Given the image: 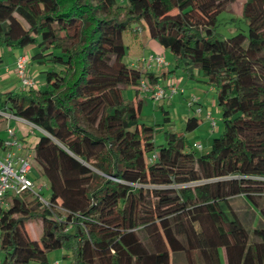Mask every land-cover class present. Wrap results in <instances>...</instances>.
Here are the masks:
<instances>
[{
  "label": "trees",
  "instance_id": "trees-1",
  "mask_svg": "<svg viewBox=\"0 0 264 264\" xmlns=\"http://www.w3.org/2000/svg\"><path fill=\"white\" fill-rule=\"evenodd\" d=\"M232 1L0 0V45L33 43L30 59L47 65L41 89L0 91V109L40 129L28 148L50 205L5 195L0 264H47L60 247L70 264H222L220 249L223 264H264V0H243L245 28L222 37L217 14ZM148 38L173 58L160 75L196 70L214 89L222 130L203 154L185 150L183 133L154 145L153 125L139 121V80L159 76L123 58ZM197 124L186 117L184 132ZM233 199L257 209L251 229Z\"/></svg>",
  "mask_w": 264,
  "mask_h": 264
},
{
  "label": "rangeland",
  "instance_id": "rangeland-1",
  "mask_svg": "<svg viewBox=\"0 0 264 264\" xmlns=\"http://www.w3.org/2000/svg\"><path fill=\"white\" fill-rule=\"evenodd\" d=\"M117 4L123 5L125 0H115ZM243 0H233L229 4L230 10H223L217 14L216 32L219 36L226 37L231 35L234 30L244 29L245 23L241 18L240 10ZM134 27V26H133ZM124 43H127L126 36L123 37ZM35 46L33 43H27L15 47H6L0 45V91H12L18 92L20 89L19 82L13 72V61L17 55H25L28 59L26 66V72L34 80V90L41 89L44 85V73L43 70L47 68V65L37 63L30 59V55L34 52ZM147 54L158 55L162 57L164 63H166V69L170 70L174 67V62L171 53L161 47L156 40L148 38L145 48L138 54H128L124 56V61L130 65L139 68L142 71H150L155 75H158L157 84L163 89L167 90V94L164 98L159 100H151L149 93L138 92V97L141 98V106L139 110V121L153 125L152 141L154 145H158L164 142V132L172 131L176 133H183L184 137L189 144L185 150H192L196 155L203 154L208 151L210 140L220 134L222 130V122L220 119V109L216 104L214 89L205 82V78L200 72L192 70L191 76L187 75L185 71L180 68L174 70V72H168L164 75H160L162 66H150L146 67L140 62H137V58L146 56ZM151 68V69H150ZM169 86L175 88V92H169ZM182 90L180 93L179 90ZM123 98L133 99L134 90L132 87H126L121 91ZM194 98L195 103L191 105L188 101ZM200 109L196 111V108ZM160 108L167 111L169 118L168 122L162 121V114ZM209 113L210 118L213 119L214 125L210 126V120L206 118V114ZM194 116L198 124L195 128L189 132H184V121L186 117ZM3 121H0V136H4L2 127ZM26 131V129L24 128ZM38 134V130L34 129L32 134H29L31 139H35V135ZM197 145L200 147L198 148ZM31 147V146H30ZM29 147L28 152L32 155V149ZM28 177L34 182L36 186L40 185L41 196L45 198L48 195V182L44 175L40 173V169L37 164L31 160V170L28 173ZM242 204L240 200L233 199L230 204L234 210H247L250 214L249 220L245 221L247 228H252L256 225L260 219L259 213L255 206L246 202ZM241 204L243 206H241ZM240 205V206H239ZM25 229V228H24ZM41 226L40 219H33L30 223L26 224V233L31 239H37L40 234ZM201 239V238H200ZM220 255V262L223 264L222 249L218 250ZM72 260V252L65 248H53L46 253L47 264H52L57 261L58 264H70ZM30 264H37L31 262ZM174 264H182L180 257L174 261Z\"/></svg>",
  "mask_w": 264,
  "mask_h": 264
},
{
  "label": "built area",
  "instance_id": "built-area-1",
  "mask_svg": "<svg viewBox=\"0 0 264 264\" xmlns=\"http://www.w3.org/2000/svg\"><path fill=\"white\" fill-rule=\"evenodd\" d=\"M137 62H140L146 67L150 66H166L162 57L153 54H147L146 56H141L137 58ZM28 59L25 55H17L13 61V72L19 82L22 89H31L34 86L33 78L27 74L26 66ZM139 92L149 93V98L151 100H159L165 97L167 90L160 87L157 83L150 84L147 78H141L138 83ZM180 93L182 90H179ZM169 92H175L173 86H169ZM196 100L191 98L188 104L191 105L195 103ZM200 108L197 107L196 111ZM206 118L210 120V126L215 123L212 118H210L209 113L206 114ZM13 120L17 125H22L24 130V135L32 134L34 129L40 131L38 127L34 124L28 122L27 120L17 117L9 113L7 110L0 109V121L4 122L2 130L4 131V136L1 140L0 149V207L6 205L5 195H18L22 192H30L38 201L45 207H50L46 198H43L40 194L42 186H36L34 182L28 177V173L31 170V160L32 155L26 149V146L22 139H19L15 135V129L9 124V121ZM199 148L200 146L197 145ZM154 154L151 155V158ZM60 209L58 206H55ZM62 210V209H61ZM52 264H58L54 261Z\"/></svg>",
  "mask_w": 264,
  "mask_h": 264
},
{
  "label": "crops",
  "instance_id": "crops-1",
  "mask_svg": "<svg viewBox=\"0 0 264 264\" xmlns=\"http://www.w3.org/2000/svg\"><path fill=\"white\" fill-rule=\"evenodd\" d=\"M151 69V68H150ZM9 124L15 129V135L17 138L19 139H22L24 144L27 146V150H29L28 146H30L34 141L35 139H31L32 137L29 136H25L24 135V127L22 125H17L16 123H14L13 120L9 121ZM222 259L224 261V252H223V249H222Z\"/></svg>",
  "mask_w": 264,
  "mask_h": 264
}]
</instances>
